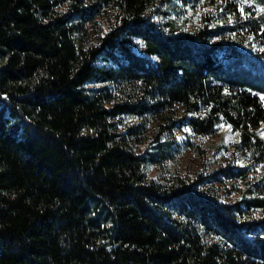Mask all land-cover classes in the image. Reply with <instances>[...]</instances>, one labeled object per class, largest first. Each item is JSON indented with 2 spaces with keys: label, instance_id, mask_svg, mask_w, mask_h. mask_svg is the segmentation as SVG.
<instances>
[{
  "label": "trees",
  "instance_id": "obj_1",
  "mask_svg": "<svg viewBox=\"0 0 264 264\" xmlns=\"http://www.w3.org/2000/svg\"><path fill=\"white\" fill-rule=\"evenodd\" d=\"M260 93L241 0H0V264H264ZM222 123L228 189L170 172Z\"/></svg>",
  "mask_w": 264,
  "mask_h": 264
},
{
  "label": "rangeland",
  "instance_id": "obj_2",
  "mask_svg": "<svg viewBox=\"0 0 264 264\" xmlns=\"http://www.w3.org/2000/svg\"><path fill=\"white\" fill-rule=\"evenodd\" d=\"M242 3H248L258 14L264 15V0H241ZM192 24H189L191 26ZM188 26V27H189ZM264 100V93H260ZM261 132L264 134V124ZM175 146L178 147L176 157L169 163L170 172L180 171L189 175L205 176V183L202 187L209 190L228 189L231 185L227 178L221 174L218 179L210 181L207 177L214 169L218 167V162L223 158V155H228L232 149L233 142L239 138L236 130H233L229 124L222 123L218 132L210 136H195L187 129H176ZM187 140L189 142H187ZM226 147H229L226 149ZM150 175L156 176L159 174V169L155 166L148 168ZM236 185L240 183L234 180ZM227 198L233 197L234 192L225 194Z\"/></svg>",
  "mask_w": 264,
  "mask_h": 264
}]
</instances>
